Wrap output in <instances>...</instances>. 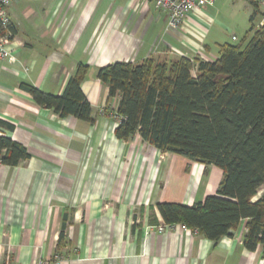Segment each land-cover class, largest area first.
Segmentation results:
<instances>
[{
	"label": "crops",
	"instance_id": "crops-1",
	"mask_svg": "<svg viewBox=\"0 0 264 264\" xmlns=\"http://www.w3.org/2000/svg\"><path fill=\"white\" fill-rule=\"evenodd\" d=\"M246 1L257 28L262 13ZM206 8L172 30L151 0H17L8 7L17 46L15 59L0 60V120L13 129L0 134L29 157L17 167L0 164V264H264L261 246L243 247L245 220L215 244L182 225L147 232L164 225L157 204L203 201L222 172L162 153L138 135L117 139L118 98L109 99L97 78L99 68L118 62L214 60ZM79 64L87 66L81 90L91 123L60 118L20 88L60 96ZM263 194L264 185L252 201Z\"/></svg>",
	"mask_w": 264,
	"mask_h": 264
},
{
	"label": "trees",
	"instance_id": "trees-1",
	"mask_svg": "<svg viewBox=\"0 0 264 264\" xmlns=\"http://www.w3.org/2000/svg\"><path fill=\"white\" fill-rule=\"evenodd\" d=\"M248 33L242 47L220 45L212 61L118 62L99 68L97 78L109 99L118 98L117 139L138 135L162 153L222 172L215 194L203 201L190 207L157 204L164 225H184L215 244L245 220L243 247L255 251L261 246L264 260V194L252 201L264 185V25H250ZM86 72L87 66L79 64L60 96L31 85L20 88L60 118L91 123L92 108L81 90ZM0 129L13 126L0 120ZM28 157L25 147L0 134V164L17 167ZM62 240L60 233L57 246Z\"/></svg>",
	"mask_w": 264,
	"mask_h": 264
},
{
	"label": "built area",
	"instance_id": "built-area-1",
	"mask_svg": "<svg viewBox=\"0 0 264 264\" xmlns=\"http://www.w3.org/2000/svg\"><path fill=\"white\" fill-rule=\"evenodd\" d=\"M17 0H0V60L6 59H15L14 56V47L17 46V41L11 30L10 19L8 16V7ZM156 9L161 11L167 16V27L168 29L177 30L183 23L189 19V16L199 12L205 7L212 6L214 0H151ZM257 8L260 9L262 13V19L259 23V27L263 26L264 23V0H250ZM199 29L205 31L204 27L199 23L194 22ZM233 39H235L233 37ZM168 227L167 225L157 226V227H148L147 232L156 230L158 232L165 231ZM182 227L186 228L184 225ZM59 261L50 263L49 261H39L37 264H58Z\"/></svg>",
	"mask_w": 264,
	"mask_h": 264
},
{
	"label": "rangeland",
	"instance_id": "rangeland-1",
	"mask_svg": "<svg viewBox=\"0 0 264 264\" xmlns=\"http://www.w3.org/2000/svg\"><path fill=\"white\" fill-rule=\"evenodd\" d=\"M214 1L213 7L206 8L207 14L212 19L206 43L209 44L216 56L218 45L227 43L242 47L249 40L251 35L248 30L252 11H250L251 5L246 0ZM258 21L259 17L256 18L255 25Z\"/></svg>",
	"mask_w": 264,
	"mask_h": 264
},
{
	"label": "water",
	"instance_id": "water-1",
	"mask_svg": "<svg viewBox=\"0 0 264 264\" xmlns=\"http://www.w3.org/2000/svg\"><path fill=\"white\" fill-rule=\"evenodd\" d=\"M263 25H264V23H263Z\"/></svg>",
	"mask_w": 264,
	"mask_h": 264
}]
</instances>
